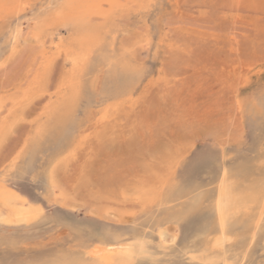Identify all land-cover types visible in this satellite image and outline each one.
<instances>
[{"label": "rangeland", "instance_id": "obj_1", "mask_svg": "<svg viewBox=\"0 0 264 264\" xmlns=\"http://www.w3.org/2000/svg\"><path fill=\"white\" fill-rule=\"evenodd\" d=\"M70 1L0 9V183L39 209L0 264H264V0Z\"/></svg>", "mask_w": 264, "mask_h": 264}, {"label": "bare ground", "instance_id": "obj_2", "mask_svg": "<svg viewBox=\"0 0 264 264\" xmlns=\"http://www.w3.org/2000/svg\"><path fill=\"white\" fill-rule=\"evenodd\" d=\"M71 1L67 3L68 9L70 11L69 12L70 17L74 18L75 20H79L83 16L85 17V12H87L89 9L91 11L94 7L95 8L98 7L100 0H88L79 4L74 3L73 1L75 0H73L72 2ZM112 1L114 0H111V3H113ZM16 2L17 0H0V9L1 8L7 9V7H13L16 4ZM99 8L101 10V6ZM98 10L99 9L97 8V11ZM59 16L60 17L64 16V11L62 10V8H58L51 14L46 15L44 18L40 20V23L42 25H45L49 19L53 20L58 18ZM86 29L87 28H85V30ZM84 31L82 30L81 32L84 33ZM92 32L94 31H91V34ZM80 36H82L81 33ZM80 39L81 38H79V40ZM53 173L54 172L51 173V178L53 183H55V176L53 175ZM225 173H226V167L222 168L220 178L218 179L217 182V190L214 198V208L218 216V219L221 223H223V219L229 208L232 205H234V203L237 200V195L233 192L232 184L226 178ZM255 199H257V194L254 196L252 190H250L242 197V201H253ZM38 213H39V209H34L29 203H27V201L24 198L14 193L12 190H9L7 187L3 186L0 183V224L29 223L34 218H36ZM220 234H221L220 241H222L224 239L223 231H221ZM138 251L139 249L135 248L133 241H128V242L109 241V242L95 243L89 246L88 251H86V254L91 260H97L100 263L108 264L113 259V256L118 253L136 255Z\"/></svg>", "mask_w": 264, "mask_h": 264}]
</instances>
